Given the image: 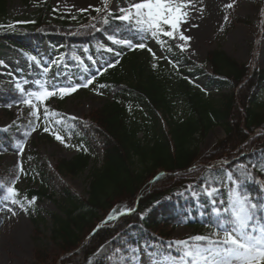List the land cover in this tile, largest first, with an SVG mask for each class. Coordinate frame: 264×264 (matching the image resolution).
<instances>
[{
    "label": "trees",
    "instance_id": "16d2710c",
    "mask_svg": "<svg viewBox=\"0 0 264 264\" xmlns=\"http://www.w3.org/2000/svg\"><path fill=\"white\" fill-rule=\"evenodd\" d=\"M6 4L7 0H0V55L8 49L29 61L35 55L47 65L67 54L68 71L74 77L94 76L93 83L103 85L111 98L86 120L85 129L61 114L64 123L54 129L70 137L77 150L72 159L58 164L61 173L77 177L90 167L96 160L92 149L95 137H100L102 151L100 166L95 165L91 171L87 198L65 188L60 191V199L54 200L58 212L49 213L51 240L63 254L59 264H107L98 256L106 245L120 238L122 247L135 250L146 233L165 224L179 226L194 220L196 227L213 232L216 217L207 204L201 202L207 207L199 211L193 204H182L180 197L192 194L188 185H194L199 193L206 178L225 180L228 170L238 173L247 165L251 182L246 183V188L255 199L264 200V112L258 109L264 91V70L251 69L220 50L211 51L205 63L196 65L174 41L161 47L152 39L163 52L160 62L141 59V49L123 50L120 46L115 47L121 52L116 57L97 50V44L112 46L106 37L117 29L123 37L135 36L112 17H108V25L103 24L104 17L95 29L80 31L89 14L66 17L44 2L34 3L40 8L34 22L10 23ZM46 13L56 18V25L43 21ZM72 52L83 58L84 66L71 59ZM116 59L119 63L103 70ZM102 76H106L105 80H101ZM15 80L8 102L16 101L14 95L19 92L15 85L24 77ZM211 91L219 92V96H213ZM20 99L19 94L17 100ZM215 127L224 130V137L202 154L200 146ZM7 147L8 143L2 142L0 154ZM34 163L32 176L42 175L39 162ZM6 193L3 189L0 194ZM16 199L18 204L24 203ZM114 209L131 212L97 229ZM36 254L38 264H48L43 251Z\"/></svg>",
    "mask_w": 264,
    "mask_h": 264
},
{
    "label": "rangeland",
    "instance_id": "374dc122",
    "mask_svg": "<svg viewBox=\"0 0 264 264\" xmlns=\"http://www.w3.org/2000/svg\"><path fill=\"white\" fill-rule=\"evenodd\" d=\"M44 2H47L53 11L60 12L66 17L89 14L87 23L80 27V31H85L97 27L98 21L107 15L104 11L105 7L113 15H119V8L127 7L131 0H107L106 4L105 0H7V20L10 23L37 20L40 8L35 4ZM229 4H232L231 8L227 7ZM96 8L102 11L97 13ZM81 9L85 11H80ZM186 11L188 22L182 25L181 30L191 39L187 42L174 41V43L185 44V50L182 52L194 64L205 63L208 53L220 50L251 69L257 67L264 70V0H220L219 2L192 0ZM45 16L46 20H43L45 23H57L56 18L49 13ZM237 20L248 21L249 24L239 23ZM147 45L155 53V57L147 48L138 52L139 57L150 59L152 63L160 62L163 52L151 39ZM121 48L128 50L125 47ZM0 61L3 62L0 64V144L8 143V147L0 154V182H3L0 193L15 180L14 186L20 191L17 198H21L24 202L14 204L9 200L7 193L0 194V264H38L36 259L38 250L44 252L48 264H59L63 254L51 240L52 223L49 213L58 212L54 200L60 199V191L65 188L70 189L76 196L87 198L91 171L95 165L99 167L102 160L100 137H95L92 141L96 160L84 173L77 177L61 173L58 164L63 160L72 159L77 153L72 139L57 128L56 131L70 145L65 146V143L55 139L51 131L43 130L46 126L43 107L40 109V126L36 131L31 132V135L25 137L23 133L30 129L29 120L32 119L29 116L30 108L17 103L19 95L17 92L14 95L17 96L14 97L16 101L8 102L12 86L16 81L15 77L34 81L41 76L40 69L31 61L21 58L18 53L8 49L2 51ZM65 63L67 64V61ZM98 63L97 61V65ZM60 69L51 70L48 78H53ZM60 73L61 80L65 77H74L65 66ZM105 78L106 76H102L101 80ZM25 87L30 88L32 84ZM211 93L215 97L219 96L217 91ZM260 96L258 109L264 112V91ZM110 100L104 89L95 82L88 87H81L71 95L64 96L63 99L53 97L47 101V106L51 111L58 112L65 118L74 117L75 119L72 120L85 129L86 120ZM165 122L162 118V125H165ZM224 134V130L220 127L210 130L200 146L201 153L204 154L212 149ZM21 144H23L22 155L19 152ZM35 160L42 168V175L37 174L33 177ZM21 166L23 171L20 170ZM228 187L225 185L222 188V198H227ZM28 192L33 194L29 195ZM32 197L37 199L30 204ZM180 201L186 206L193 204L199 211L207 206L211 209V204L203 195H200L199 199L194 198L192 194L182 195ZM201 202L206 203L207 206L202 205ZM109 217H104L97 228L117 219L116 216L111 219ZM37 229L38 233H36ZM211 233L196 227L194 220L179 226L165 224L146 233L145 240L135 250L122 247L123 242L117 238L114 243L102 248L98 256L107 264H177L174 257L178 254V250L175 246L170 248L168 242Z\"/></svg>",
    "mask_w": 264,
    "mask_h": 264
},
{
    "label": "snow or ice",
    "instance_id": "6c2138e0",
    "mask_svg": "<svg viewBox=\"0 0 264 264\" xmlns=\"http://www.w3.org/2000/svg\"><path fill=\"white\" fill-rule=\"evenodd\" d=\"M191 2L192 0H131L127 7L119 8L120 14L115 16L105 7L104 11L107 15L103 19L104 25H108V17H112L114 20L122 22L126 30L135 36V39L123 37L117 29L115 34L108 35L106 39L111 45L125 47L129 50L147 48L155 57V53L148 47L146 40L152 39L164 47L168 45L169 41L187 42L191 39L181 30L182 25L188 22L186 9ZM106 3L107 0H105ZM227 7L231 8L232 4ZM80 11L85 10L81 9ZM95 11L100 13L102 9L96 8ZM93 27L95 26L93 25ZM96 47L97 50L114 53L116 57L121 55V52L116 51L115 47L107 46L103 42H99ZM176 47L180 51L185 50L184 43H177ZM169 50L171 49L169 48ZM66 58L67 54H61L45 65L39 57L30 56L29 59L40 69L41 76L34 81L25 79L21 83L17 80L15 87L21 97L17 103L28 106L30 108L29 116L32 118L29 120L30 129L23 133L25 137L31 135V132L36 131L40 126V109L43 107V119L48 122L43 130L45 132L52 131L56 140L65 143V146H70L65 142L64 137L54 130L56 126L64 123V118L58 112L51 111L46 102L53 97L63 99L64 96L71 95L81 87H88L93 83L95 77H65L64 80H61L62 74L58 71L53 78L49 79L48 73L52 66L60 68L63 65L66 67ZM71 59L76 64L84 66L83 58L77 53L73 52ZM89 59L92 58L89 57ZM2 63L0 61V64ZM117 63H119V59L107 63L103 70L106 71L107 68L114 67ZM29 84H32V87L26 88L25 86ZM19 152L22 155L23 144H21ZM20 170L23 171L22 166ZM224 176L226 179L223 181L206 178L200 185L199 193L194 185H188V190L194 198L199 199L200 195H203L211 204V214L216 217V222L213 225L215 230L209 235H194L183 240L168 242L170 248L175 246L178 250V254L174 257L177 264H264V215H262L264 214V200L255 199L246 188V183L251 182L249 179L251 172L248 171L247 165L242 166V170L238 173L228 170ZM14 185L15 180L12 181L11 186L7 187L6 191L11 203L15 204L19 203L16 198L20 194ZM223 185L229 186L226 199L221 197ZM2 186L3 182H0V187ZM261 191H264V187L261 188ZM36 199V197H32L29 203H34ZM130 212L131 209L119 212L114 209L113 215L109 219Z\"/></svg>",
    "mask_w": 264,
    "mask_h": 264
},
{
    "label": "bare ground",
    "instance_id": "6f19581e",
    "mask_svg": "<svg viewBox=\"0 0 264 264\" xmlns=\"http://www.w3.org/2000/svg\"><path fill=\"white\" fill-rule=\"evenodd\" d=\"M218 2L220 1V0H217Z\"/></svg>",
    "mask_w": 264,
    "mask_h": 264
},
{
    "label": "water",
    "instance_id": "95a60500",
    "mask_svg": "<svg viewBox=\"0 0 264 264\" xmlns=\"http://www.w3.org/2000/svg\"><path fill=\"white\" fill-rule=\"evenodd\" d=\"M97 229H99V228H97Z\"/></svg>",
    "mask_w": 264,
    "mask_h": 264
}]
</instances>
